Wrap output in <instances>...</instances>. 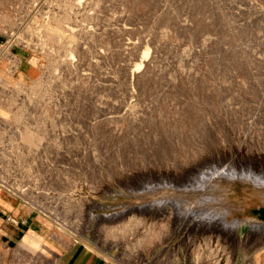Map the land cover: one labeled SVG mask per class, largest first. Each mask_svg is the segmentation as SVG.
<instances>
[{"label": "rangeland", "instance_id": "374dc122", "mask_svg": "<svg viewBox=\"0 0 264 264\" xmlns=\"http://www.w3.org/2000/svg\"><path fill=\"white\" fill-rule=\"evenodd\" d=\"M75 1L0 0V188L115 264H228L235 232L213 213L248 189L259 197L237 225L264 205L240 180L251 166L231 159L264 153V0ZM143 60L131 88L127 66ZM65 200L92 213L84 230Z\"/></svg>", "mask_w": 264, "mask_h": 264}, {"label": "crops", "instance_id": "0c3cea01", "mask_svg": "<svg viewBox=\"0 0 264 264\" xmlns=\"http://www.w3.org/2000/svg\"><path fill=\"white\" fill-rule=\"evenodd\" d=\"M19 59L12 75L24 80L30 65L26 59ZM251 212L252 214L236 227L235 237L241 238V244L237 246L234 238L231 250L233 254L228 264H264V205L260 210L253 208ZM30 233L44 238L47 250L54 255L53 258H47L41 251L34 250L30 243L35 241V238L31 237ZM0 264L115 263L98 252L87 239L76 238L72 243L62 245L50 235V229L44 223V216L35 206L15 191L1 187Z\"/></svg>", "mask_w": 264, "mask_h": 264}, {"label": "bare ground", "instance_id": "6f19581e", "mask_svg": "<svg viewBox=\"0 0 264 264\" xmlns=\"http://www.w3.org/2000/svg\"><path fill=\"white\" fill-rule=\"evenodd\" d=\"M22 1V0H21ZM36 1H38V0H36ZM52 1V0H51ZM71 1V0H70ZM83 1L84 0H77V1H75L74 3H73V5L77 8V9H81V7H82V5H83ZM41 2V1H40ZM21 3V2H20ZM91 3V2H90ZM22 4V3H21ZM36 4V3H35ZM70 4V3H69ZM72 4V3H71ZM39 5V4H38ZM87 5V4H86ZM90 5V4H89ZM34 7V6H33ZM41 7V6H40ZM37 8V7H36ZM32 9V8H31ZM65 9V8H64ZM74 9V8H73ZM39 10V9H38ZM76 11V10H75ZM89 11V10H88ZM68 12V11H67ZM70 12V11H69ZM66 13V12H65ZM71 13H73V12H71ZM171 13H173V10H172V12H167L166 14H168V15H164L163 17H161V21L163 20V21H168V20H170V16H171ZM39 14H41V13H39ZM169 14H170V16H169ZM42 15V14H41ZM55 15V14H54ZM60 15V14H59ZM67 15V14H66ZM52 16V15H51ZM56 16V15H55ZM69 16H70V14H69ZM75 16V15H74ZM130 16V15H129ZM40 17V16H39ZM42 17V16H41ZM40 17V18H41ZM59 17V16H58ZM81 17H82V15H81ZM80 17V18H81ZM49 18V17H48ZM51 18V17H50ZM75 18V17H74ZM35 19V18H34ZM46 19H47V17H46ZM64 19H65V17H64ZM73 19V18H72ZM78 19V18H77ZM51 20V19H50ZM53 20H55V19H53ZM59 20V19H58ZM61 20V19H60ZM62 20H63V18H62ZM70 20V19H69ZM35 21V20H34ZM33 21V22H34ZM52 21V20H51ZM71 21V20H70ZM29 22V21H28ZM74 22V21H73ZM59 23V22H58ZM71 23V22H70ZM75 23V22H74ZM50 24H52V22H48V23H46L45 24V26H44V29H45V31L46 30H48L47 28L49 27V25ZM59 24H62V23H59ZM64 24V23H63ZM84 24H85V22H84ZM37 25V24H36ZM54 25H56V24H54ZM80 25V24H79ZM78 25V26H79ZM35 26V25H34ZM60 26V25H59ZM81 26V25H80ZM82 26H83V24H82ZM77 27V26H76ZM75 28V27H74ZM79 28V27H78ZM87 28H88V26H87ZM30 29V28H29ZM40 29V28H39ZM71 29H73V28H71ZM93 29V28H92ZM14 30V29H13ZM33 30H35V29H33ZM65 30V29H64ZM97 30V29H96ZM120 30V29H119ZM38 30H36V32H37ZM51 31V30H50ZM76 31V30H75ZM83 31V35H87L88 34V30L87 29H83L82 30ZM69 32V31H68ZM10 33L12 34V32L10 31ZM9 33V34H10ZM30 33V32H29ZM58 33V32H57ZM74 33V32H73ZM82 33V32H81ZM25 34V33H24ZM35 34V33H34ZM63 34V33H62ZM65 34V33H64ZM131 34V33H130ZM27 35H29V34H27ZM38 35V34H37ZM49 36V35H48ZM55 36V35H54ZM57 36H58V34H57ZM60 36V35H59ZM44 37V36H43ZM12 38V37H11ZM46 38V37H45ZM244 38V37H243ZM126 40H127V38H126ZM45 41V40H44ZM72 42V41H71ZM42 43V42H41ZM41 45V44H40ZM25 46V45H24ZM35 46V45H34ZM42 46V45H41ZM125 46V45H124ZM25 47H27V46H25ZM70 47V46H69ZM72 47V46H71ZM127 47V46H126ZM130 47V46H129ZM132 47V46H131ZM28 48V47H27ZM73 48V47H72ZM121 48V49H120ZM123 46L122 45H120L119 46V49L120 50H123ZM55 49H57V48H55ZM118 49V48H117ZM129 49H131V48H129ZM25 50V49H24ZM41 50H44V48L43 49H41ZM51 50H53V49H51ZM64 50V49H63ZM71 50V49H70ZM69 50V51H70ZM73 50V49H72ZM151 50V49H150ZM35 51V50H34ZM68 51V50H67ZM68 51V52H69ZM135 51V50H134ZM36 52V51H35ZM40 52H42V51H39V54H40ZM52 52V51H51ZM56 52V51H55ZM67 52V53H68ZM70 52H72V51H70ZM37 53V52H36ZM66 53V54H67ZM136 53V52H135ZM138 53V52H137ZM54 54H56V53H54ZM50 55V54H49ZM73 56V55H72ZM75 56V55H74ZM103 56V55H102ZM156 56V55H155ZM69 57V56H68ZM92 57V56H91ZM148 57V56H147ZM37 58V57H36ZM60 58V57H59ZM71 58H74V57H71ZM90 58V57H89ZM150 58V57H149ZM11 59V58H10ZM43 59V58H42ZM148 59V58H147ZM56 60V59H55ZM72 60H74V59H72ZM79 60V59H78ZM108 60V59H107ZM140 60V59H139ZM14 61H16L15 59H14ZM62 61V60H61ZM75 61V60H74ZM62 63V62H61ZM56 64V63H55ZM133 65V64H132ZM132 65H128L127 66V78H128V81H129V84L131 85V88L132 87H135L136 89H138L139 88V86H140V79H141V77L142 76H145L147 73H148V67H149V64H148V62L145 60H143V61H141L138 65H134V66H132ZM57 67V66H56ZM155 69H157V68H155ZM88 73V72H87ZM86 73V74H87ZM82 75V74H81ZM112 76V75H111ZM114 80V81H113ZM116 80L115 79H112V83L110 84V87H111V89H113L114 90V94H117L118 93V90H117V83L115 82ZM116 83V84H115ZM132 93H134V91H132ZM134 98V97H133ZM133 98H130V99H133ZM119 99H120V97H119ZM24 102V101H23ZM121 102H122V100H121ZM121 105H122V103H121ZM124 105V104H123ZM121 108V107H120ZM119 108V109H120ZM126 110H128L127 109V107L124 109V112L122 113V116H123V114H125L126 113ZM114 113L115 112H117V111H113ZM19 114V110H17L12 116H11V119L14 117V116H17ZM113 118H116L115 116H109L108 117V119H113ZM259 126V125H258ZM5 130V129H4ZM241 146V145H240ZM239 149H241V148H239ZM243 151V150H242ZM238 152V151H237ZM229 154V153H228ZM236 154V153H235ZM240 154V153H239ZM233 161H235V160H240V159H243V160H240V161H244V163L248 166V164H249V166H251V171L248 169V173H246L245 174V176L244 177H242V178H240V180L242 181V184H246V186L248 187H250V188H252V190L254 189V190H260L261 188H264V174L263 173H260V172H258V168H261V169H263V167H264V153H262V152H260V151H258V152H256V153H253V152H251V151H245L244 153H242L241 154V156H237V155H234V156H232V158H231ZM207 162H208V160H207ZM254 163V165L252 164V163ZM206 162H204V164H205ZM254 166H252V165ZM255 164L257 165V166H255ZM256 167V168H255ZM199 168V167H198ZM222 168V167H221ZM223 168H225L224 166H223ZM249 168V167H248ZM255 168V169H254ZM257 170V171H256ZM218 174V173H217ZM245 178V179H244ZM254 179V181H256V184H253V180ZM231 185V184H230ZM68 190H70V188H68ZM67 190V191H68ZM255 192V191H254ZM258 192V191H257ZM260 192V191H259ZM258 192V193H259ZM66 193V192H65ZM235 193V192H234ZM32 194V193H31ZM241 194V199L238 197V195H239V193L237 192L236 193V198H234V199H229L228 200V204L227 205H225V206H223V207H221V208H218L217 209V211L215 212V213H213V218H215L216 219V223L218 224V225H220L222 228H224L225 230H227V232H235L236 231V227L238 226L237 224H238V222H239V218H237V217H234L233 216V213H234V211H236L237 209H240V206L241 205H244V204H246V203H248V202H250V200H252V199H254V198H257V200H258V197L259 196H257V197H252V192L251 191H249V189L248 190H243V192L242 193H240ZM68 196L70 195V194H67ZM31 196V195H30ZM62 196H66V195H64L63 193H62ZM207 198V197H206ZM66 202H67V212H73V211H75L76 213H78V217L80 216V217H82V222L80 223V225H79V227H76L75 229H76V231L77 230H84L85 228H86V225H87V223H88V219L90 218V216H91V212L90 211H85V208L86 207H81L80 209L78 208L79 207V204L76 202V201H72V200H65ZM260 201V200H259ZM182 205V204H181ZM178 207H180V206H178ZM187 207V206H186ZM78 208V209H77ZM188 208V207H187ZM191 208V207H190ZM244 208V207H243ZM193 209V208H192ZM87 210V209H86ZM176 210L178 211V208H176ZM80 211V212H79ZM213 212V211H212ZM208 218V217H207ZM77 220H79V219H77ZM81 221V220H80ZM116 222V221H115ZM44 223L48 226V228L50 229V232H52V230H57L56 232H57V234H55V236H54V238L58 241V242H60L62 245H68V244H70V243H72L73 242V237L72 236H70V235H68L65 231H63V227H62V224L63 223H56V222H52V221H50V219H49V221H44ZM73 223V222H72ZM256 223V222H255ZM67 224V223H66ZM74 224H76V223H74ZM113 224V223H112ZM258 224H259V222H258ZM77 225H78V223H77ZM254 225V224H253ZM67 226V225H66ZM74 227H75V225H74ZM114 227V226H113ZM254 227V226H253ZM260 227V226H259ZM67 229V228H66ZM111 231H109V232H106V234H104V239H103V241L105 242V243H107L108 244V242L111 240ZM126 234V233H125ZM31 237H33V236H31ZM43 238V237H42ZM42 238L41 237H38V238H35V244H36V242H43L42 241ZM31 242V241H30ZM33 243V242H32ZM143 243H144V239L143 238H139V239H137L134 243H131V247H134L135 248V253L137 252V253H139V251L142 249L141 247L143 246ZM110 244V243H109ZM108 244V245H109ZM30 245H34V244H31L30 243ZM123 245H124V251L123 252H121L122 253V259H124V260H129L130 258L128 257V255L130 254L129 253V251H127V250H125V249H127V247L129 246V245H127V244H124L123 243ZM34 247H35V245H34ZM48 248H45V253L46 254H48V253H51V252H49V250H47ZM121 258V257H120ZM129 263V262H128ZM133 263V262H132Z\"/></svg>", "mask_w": 264, "mask_h": 264}]
</instances>
